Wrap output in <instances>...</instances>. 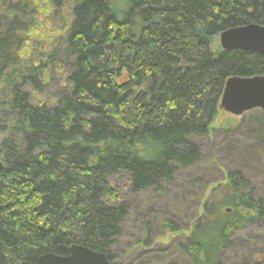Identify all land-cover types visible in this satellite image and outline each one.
I'll list each match as a JSON object with an SVG mask.
<instances>
[{
	"label": "trees",
	"instance_id": "obj_1",
	"mask_svg": "<svg viewBox=\"0 0 264 264\" xmlns=\"http://www.w3.org/2000/svg\"><path fill=\"white\" fill-rule=\"evenodd\" d=\"M65 10L71 16L41 57L31 39L42 17ZM263 21L264 0H0V264L66 257L74 245L116 264L128 207L112 179L124 174L134 195L164 194L176 172L201 162L194 139L208 135L225 81L264 75L263 56L213 52L212 40ZM61 68L55 105L30 104L27 87L43 92ZM201 209L161 256L117 264H222L233 233L264 227V198L238 170ZM172 219L160 225L177 235ZM244 244L257 261L241 264H264V241Z\"/></svg>",
	"mask_w": 264,
	"mask_h": 264
},
{
	"label": "rangeland",
	"instance_id": "obj_2",
	"mask_svg": "<svg viewBox=\"0 0 264 264\" xmlns=\"http://www.w3.org/2000/svg\"><path fill=\"white\" fill-rule=\"evenodd\" d=\"M70 16L69 10H65L55 15L48 14L44 19L42 17L44 30L36 32L38 36L35 38L32 35L31 39V42H39L37 51L41 57L48 51V45L61 35L59 30L62 22L68 21L67 18ZM36 28L37 26L34 27ZM211 50L220 51L218 37L212 40ZM66 77L67 72L64 69H56L52 71L50 78H44L47 86L43 92L27 87L30 104L47 108L54 106L56 90L65 86ZM258 111L260 110L235 117L218 109L208 135L194 139L202 156L201 162L190 169L176 172L164 194L146 190L134 195L129 191L128 178L124 174L112 179L111 184L119 199L118 202L128 207V214L122 223V236L114 248L116 264L122 263L121 261H125L131 255L135 256L136 253L149 250L156 251L161 256V251L173 240L187 237L192 219L197 214L198 216L202 214V204L212 191H219L226 184V176L232 170L240 171L253 188L254 195L264 198V150L260 149L264 142L257 144ZM14 137L18 140L16 135ZM171 218L180 225L181 233L172 234L163 227L165 224L160 225L164 219ZM248 238H260L264 241V227L257 230L246 228L233 233L231 240L235 241V248L222 253V264L257 261V255L250 258L241 249L245 247L244 242H247ZM147 240L148 243L145 245ZM258 241L254 243L257 249H260L262 245L259 244L260 240Z\"/></svg>",
	"mask_w": 264,
	"mask_h": 264
},
{
	"label": "water",
	"instance_id": "obj_3",
	"mask_svg": "<svg viewBox=\"0 0 264 264\" xmlns=\"http://www.w3.org/2000/svg\"><path fill=\"white\" fill-rule=\"evenodd\" d=\"M221 51H245L264 57V21L261 25H248L229 29L218 36ZM218 109L232 116L260 110L264 112V75L251 78L233 77L225 81ZM0 162V171L2 169ZM33 264H112L104 254L82 246H71L69 255L51 254L38 258Z\"/></svg>",
	"mask_w": 264,
	"mask_h": 264
}]
</instances>
